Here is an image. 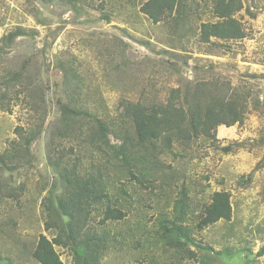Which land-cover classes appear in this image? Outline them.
Masks as SVG:
<instances>
[{
	"label": "rangeland",
	"instance_id": "obj_1",
	"mask_svg": "<svg viewBox=\"0 0 264 264\" xmlns=\"http://www.w3.org/2000/svg\"><path fill=\"white\" fill-rule=\"evenodd\" d=\"M144 2L0 0V154L6 162L0 166V264H40L32 256L39 237L51 241L57 235L47 227L46 207L67 195L62 166L96 180L91 187L100 198L91 194L77 201L85 214L77 241L81 256L89 248L97 264H264V0H241L234 17L242 38L209 43L198 40V27L216 20L212 0H183L186 32L174 35L138 12ZM17 30L21 35L5 45L2 38ZM149 59L175 65L179 75L158 78L155 95L145 100H164L179 86L177 79L199 78L225 99L247 93L242 124L219 126L214 139L173 142L170 149L158 141L148 163L130 157L126 166L80 145L81 131L60 138L59 103L72 93L91 120L102 119L115 132L108 136L111 145L123 143L126 134L135 152H142L121 105L141 101L144 79L132 87L116 84L107 61H127L137 69ZM62 64L77 77L76 86H64ZM22 65L25 89H12L1 75L9 69L15 74ZM49 146L56 158L64 157L60 167L48 156ZM133 166L140 171L137 180L127 173ZM216 192L227 193L230 219L199 229ZM107 206L120 209L123 218L102 223ZM181 206L185 219L176 212ZM169 228L178 231L162 241ZM71 241L53 245L59 264H75Z\"/></svg>",
	"mask_w": 264,
	"mask_h": 264
},
{
	"label": "trees",
	"instance_id": "obj_2",
	"mask_svg": "<svg viewBox=\"0 0 264 264\" xmlns=\"http://www.w3.org/2000/svg\"><path fill=\"white\" fill-rule=\"evenodd\" d=\"M144 1L139 7L138 12L143 14L152 24H162L172 35L180 33L182 31L181 28L187 25L186 20L189 13L183 0ZM212 9L216 20L202 22L199 25L198 40L200 42L209 43L212 38L228 42L243 37V30L234 17L241 9V0H212ZM182 32L185 33L186 30ZM21 33L20 30L9 33L6 37L2 38V41L5 45H8ZM24 62L27 63L26 60ZM107 65L114 76L112 79L116 84H127L132 87L139 80V77L144 79V82L142 81L139 84V86L141 85V101L132 102L126 100L121 105L123 107L122 117L128 118L130 121L134 129L135 139L141 146L142 152H135V147L128 141L130 135L128 137L126 134L124 135L123 143L118 146L111 145L108 136L109 134L115 135V132L111 130L107 122L95 118L91 120V116L86 110L83 112V109L78 106V102L73 98V94L69 93L66 95L67 99L65 98L66 100L59 103L61 122L63 124L59 129L60 138H65L70 133L74 134L77 131H81L78 136L81 141L80 145L86 144L89 148L88 151L96 152V157L107 156L108 159L121 161L123 165L126 164L127 159H130V157H138L143 162L148 163L152 150L158 141L163 142L165 149H170L173 142L180 141L182 144H185V142L187 143L192 138L198 137L214 139L217 127L224 126L229 128L235 124H242L245 117L247 93L235 91L231 95H228V99H225L222 95L210 93L205 88V85L198 80L199 78H196L192 83L177 79L179 86L177 88H170L164 100L157 98L154 101V99H149V96L145 100L146 95L150 93L155 95L154 85L158 78L165 77L163 75H179V72L175 71V65H164L151 59L144 63H138L136 65L137 69L131 68L133 64L127 61H107ZM60 66L65 71L63 78L64 86H76L79 82L77 77L70 71V68L64 64ZM22 68L23 65L15 74L11 75L8 74L11 70H7V76L1 75V80L7 79L6 83L12 89L17 87L20 90H24L25 87L20 81L21 77L23 78ZM23 80L25 83L24 78ZM147 84L150 87L152 86V88L148 89ZM83 123L85 125H82ZM77 127L79 130H77ZM31 130L30 128V134L24 141L26 145L30 141V135H33ZM116 136L120 137L117 134ZM260 143L264 144V137L260 139ZM19 152L17 154L21 155ZM48 156L52 159L56 158L55 147L51 148L49 146ZM56 159L58 160V167H60L64 157L59 156ZM4 165H6V162L3 155L0 154V166ZM135 166L127 167V173L132 179L137 180L136 172L139 174L140 171H136ZM64 169L66 171L61 176L60 173ZM59 175L64 181L67 195L64 200L59 198V203L56 205L48 204L46 207L49 211L48 217L50 218L47 227L54 228L57 235L51 241L44 236H40L32 256L40 264H59L58 255L53 245L67 246V243L73 240L68 245L72 246L75 264H97V257L94 256L92 250L89 248H86V251H84L85 257L81 256L79 253L81 247L77 241V236L80 234L85 218V214L82 213V208L77 201L86 195H98L96 187H91L92 183L96 182V180L93 177L80 176L75 166L69 169H66V166L60 167ZM90 189L93 190L90 191ZM98 198H100V195H98ZM178 207L176 205L175 209ZM176 212L180 219L186 218V210H182V206L181 210ZM103 214L102 223H105L107 220H120L124 216L120 209L111 208L110 206L106 207ZM230 215L231 209L227 193L216 192L212 196L211 204L204 209L197 227L203 229L221 219L229 220ZM64 217L69 218L65 221ZM77 219H79V222L82 220L79 229L76 228L79 224ZM169 229L168 233L161 236L162 241L167 239L166 235L171 230H177L176 228ZM82 243L83 241H81ZM86 245L85 242L84 247Z\"/></svg>",
	"mask_w": 264,
	"mask_h": 264
}]
</instances>
